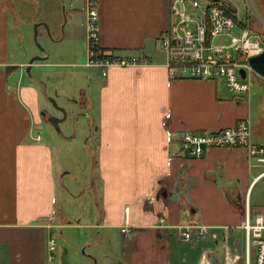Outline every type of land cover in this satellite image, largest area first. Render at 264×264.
Here are the masks:
<instances>
[{"label": "crops", "instance_id": "0c3cea01", "mask_svg": "<svg viewBox=\"0 0 264 264\" xmlns=\"http://www.w3.org/2000/svg\"><path fill=\"white\" fill-rule=\"evenodd\" d=\"M81 1L69 9L75 15L81 9L86 22ZM226 1L238 23L232 34L261 33L251 9ZM254 2L264 15V0ZM98 8L101 48L147 62L114 66L104 76L84 65L83 40L80 61L69 63L93 69L86 82L97 86V97L93 89L81 92L95 108L88 117L97 134L99 171L93 175L99 178V215L91 227L100 230V242L102 230L111 240L121 236L116 264H126L125 248H130L129 264H202L204 253L212 264H245L244 210L248 204L252 220L264 216L262 168L252 166L239 148L190 156L181 138L186 130L218 131L249 119L255 142L264 144V94L253 89L235 94L222 77L194 79L185 70H179L182 78H170L159 38L174 21L171 0H98ZM19 13L11 0H0V264H51L49 239L61 226L55 209L58 181L53 149L42 136L37 139L43 121L39 93L17 77L29 62L12 51ZM214 41L228 43L230 37ZM235 58L244 61L240 53ZM10 65L20 69L8 76ZM247 72L252 88L255 78L264 79L254 69ZM127 219L130 233L125 234L121 228ZM199 224L211 234L201 238L193 232L190 241L181 239L178 226Z\"/></svg>", "mask_w": 264, "mask_h": 264}, {"label": "rangeland", "instance_id": "374dc122", "mask_svg": "<svg viewBox=\"0 0 264 264\" xmlns=\"http://www.w3.org/2000/svg\"><path fill=\"white\" fill-rule=\"evenodd\" d=\"M81 2L11 0L14 10L20 12L13 21L12 51L13 55L29 61L41 56L40 60L34 62L30 73L26 68L17 77L21 75V84L33 87L39 93L43 121L36 132L40 131L44 142L54 153L58 181L56 220L61 226L54 229L57 250L51 264H116L121 257V236L115 235L111 240L108 232L102 230L100 242V230L91 227L93 217L99 215L96 204L99 178L94 176L99 171L97 134L88 117V112L93 113L95 108L89 100L81 97V92L85 88L91 94L93 89L92 94L97 97V86L86 82L87 71L94 70L69 65L80 61L84 50L82 43L87 40L83 11L80 9L75 15L69 9L70 4L80 6ZM238 4L244 11L251 9L250 6H243L244 0H238ZM39 22L47 25L38 27V37L35 39V26ZM252 89L255 93L259 91V95L264 94V79L255 78ZM62 107L66 109L65 112L61 110ZM49 116L62 118L59 129L49 121ZM65 217L71 219V224L66 223L68 220ZM125 253V262L129 264L130 248H125ZM253 258L252 252L251 264Z\"/></svg>", "mask_w": 264, "mask_h": 264}, {"label": "built area", "instance_id": "2783aa9c", "mask_svg": "<svg viewBox=\"0 0 264 264\" xmlns=\"http://www.w3.org/2000/svg\"><path fill=\"white\" fill-rule=\"evenodd\" d=\"M86 10L87 52L84 65L101 69L103 75L114 66L127 67L145 64L147 60L131 55H119L107 52L100 46L98 31L99 8L98 0H84ZM255 18L259 21L261 33H253L249 29L242 30L240 35L232 34L238 26L236 19L229 14L230 3L226 0H171V11L174 21L160 36V46L166 52V66L170 78H182L179 70H185L187 77L194 79H212L222 77L229 90L235 94L251 92L252 83L247 78L252 66L247 61L248 56L264 51V15L258 9L254 0H246ZM74 4H70V8ZM229 36L228 43H216L218 36ZM240 53L243 58L238 61L235 54ZM143 60V61H142ZM246 72L243 78L240 70ZM41 139V135H37ZM181 146L190 156L202 157L211 148H239L247 152L253 161L252 166H260L264 176V144H258L253 137L252 123L249 119H242L232 126L222 130L191 131L182 133ZM250 160V161H251ZM128 209V208H127ZM244 228L246 231V261L251 264L252 250L255 249L253 264H264V216L258 214L252 220L247 204L245 210ZM166 221L163 215L161 224ZM179 236L183 241H190L193 232L200 237L211 234L206 225L178 226ZM121 231L130 233L129 221L122 226ZM49 259L55 258L57 239H49ZM202 264H212L206 253L203 254Z\"/></svg>", "mask_w": 264, "mask_h": 264}, {"label": "water", "instance_id": "95a60500", "mask_svg": "<svg viewBox=\"0 0 264 264\" xmlns=\"http://www.w3.org/2000/svg\"><path fill=\"white\" fill-rule=\"evenodd\" d=\"M64 9H65V6H64ZM41 24L47 25L44 22H39V23L36 24V26H35L36 27L35 28V32H36L35 39H37V37H38V27ZM40 59H41V56H35V57L30 59L28 65H27V72L28 73L31 72V69H32V66H33L34 62L36 60H40ZM248 61H249L250 65L252 66V68L256 72H258L260 75L264 76V51L249 55L248 56ZM240 73L242 74L243 77H246V72H245L244 69H241ZM61 110H63L65 112L66 109L64 107H62ZM48 119L57 129L60 128L59 124H60L62 118H59V117H56V116H49Z\"/></svg>", "mask_w": 264, "mask_h": 264}, {"label": "trees", "instance_id": "16d2710c", "mask_svg": "<svg viewBox=\"0 0 264 264\" xmlns=\"http://www.w3.org/2000/svg\"><path fill=\"white\" fill-rule=\"evenodd\" d=\"M20 69V66H18V65H10V66H7V74H8V76H10L11 75V70H13V73L15 72V71H18Z\"/></svg>", "mask_w": 264, "mask_h": 264}]
</instances>
